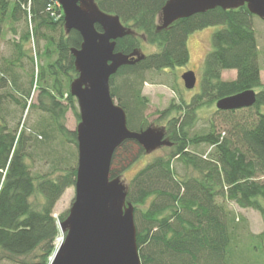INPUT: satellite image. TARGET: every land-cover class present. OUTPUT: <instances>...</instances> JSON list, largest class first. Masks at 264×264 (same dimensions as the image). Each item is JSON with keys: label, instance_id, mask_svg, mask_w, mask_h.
Wrapping results in <instances>:
<instances>
[{"label": "trees", "instance_id": "1", "mask_svg": "<svg viewBox=\"0 0 264 264\" xmlns=\"http://www.w3.org/2000/svg\"><path fill=\"white\" fill-rule=\"evenodd\" d=\"M167 1L94 0L102 13L117 16L132 31L116 40L115 51L138 52L135 34L157 47L109 80L111 97L124 110L128 130L135 132L149 127L147 100L141 95L145 74L187 65L190 34L219 27L203 61L201 90L189 103L182 99L159 113V120L166 121L170 152L145 163L126 185L138 256L141 264H232L244 240L236 233L241 228L229 204L264 212V84L254 15L245 6L214 8L159 30L157 17ZM53 2L0 0V42L10 50L0 56V256L17 264L19 259L23 264L49 263L60 235L58 222L67 215L55 219L53 207L76 178L65 148L77 145L76 132L62 120L68 110L77 114L68 88L77 77L71 50L80 48L82 38L75 30L65 32L64 16L55 12ZM96 29L100 32L98 25ZM224 71H235V79L223 80ZM33 87L39 91L37 105L30 103ZM258 88L254 106L215 110L224 131L211 120L207 132H195L197 111ZM33 108L41 115L34 128L22 123ZM144 154L135 141L123 142L112 156L110 178H120ZM35 158L47 160L50 171L32 174L27 160ZM35 194L44 199L38 209L30 201ZM263 237L264 232L255 238Z\"/></svg>", "mask_w": 264, "mask_h": 264}, {"label": "water", "instance_id": "2", "mask_svg": "<svg viewBox=\"0 0 264 264\" xmlns=\"http://www.w3.org/2000/svg\"><path fill=\"white\" fill-rule=\"evenodd\" d=\"M56 1L65 32L77 31L82 43L71 50L77 77L69 86L79 111L75 198L66 219L58 223L64 240L53 250L48 264H141L133 206L126 202V185L119 178H110L111 159L126 140L135 141L145 153L168 146L169 141L163 131L152 127L128 130L124 110L111 97L109 80L118 69L138 63L144 55L115 51L116 40L132 31L117 16L102 13L94 0ZM242 6L264 22V0H168L160 10L158 29L214 8ZM182 82L192 90L196 75L185 72ZM255 100L256 93L247 90L215 105L218 111H236L254 106Z\"/></svg>", "mask_w": 264, "mask_h": 264}, {"label": "rangeland", "instance_id": "3", "mask_svg": "<svg viewBox=\"0 0 264 264\" xmlns=\"http://www.w3.org/2000/svg\"><path fill=\"white\" fill-rule=\"evenodd\" d=\"M55 12L61 17L62 9L61 6L58 5V2L55 0ZM254 18V29L256 32V39L259 50V67L261 71V82L264 84V22L257 18ZM158 25L160 24L159 20H157ZM219 27L211 26L210 28H206L201 30L200 32H195L190 34L187 39V48L189 53V61L187 65L182 66L181 68H170L169 70L160 71V73L150 72L149 74H145L146 82L142 85L141 95L147 100V110L145 112L146 119L149 123V127L156 129L158 131H163L166 134V121L159 120V113L161 111L169 108L170 104H179L183 99L186 103H189L194 94L198 93L201 90L200 81L202 79L203 72V61L205 56L212 50V41L211 35L216 32ZM140 39L141 47L138 52L142 55L147 56L148 54H152L157 52V47L146 44L144 41V37L140 34H135ZM10 38V34L6 35V39ZM9 55L10 50L4 41L0 42V56L1 54ZM45 59L38 61V65L42 64ZM194 72L196 75V85L192 90H187L182 82V75L185 72ZM236 72L232 71H224V75L222 76L223 80H233L235 79ZM261 88L256 89L255 93L259 91ZM69 90V88H68ZM32 96L30 103L31 105H37V98L39 95V91L33 87ZM116 103V101H115ZM117 104V103H116ZM77 107V104H76ZM13 109V108H12ZM215 106L212 107H204L203 109L197 111V122L195 124V132L197 133H205L208 131V124L212 120L215 122V125L224 131L225 129L219 126V123L215 120L217 118L214 116ZM77 114L79 115L78 108H76ZM260 112L264 114V106L260 107ZM30 114L26 117V113L23 115V124L27 127H33L38 124L37 122L40 120V113L33 108L29 112ZM76 113L68 110L65 117L63 118L64 126L71 132H75L78 124L79 117L77 118ZM165 139L169 141V139L165 136ZM171 142L169 141L168 146H163L161 148L156 149L152 153H145L141 160L132 166L124 175H122L119 179L121 183L127 185L132 176L136 173L137 170L142 168L145 163L150 162L156 156H163L170 152ZM66 150L70 152L72 155L71 165L77 168V145L74 143H67L65 145ZM207 149V148H206ZM63 154V153H62ZM29 166H31V173L43 174L50 169L48 161L39 160L37 158L34 161L27 160ZM175 166V165H174ZM176 171H178L179 175H183L184 171L181 170V166L177 164ZM50 171V170H49ZM58 173H54L56 175ZM74 186L66 189L63 194L60 196L59 201L53 207V217L55 219H59V215L67 214L70 210V205L74 201ZM43 198L39 194H35L30 197L31 204L34 208L38 209V207L43 202ZM264 207V206H263ZM229 209L234 212V220L236 221L239 228L236 231L239 238L242 237L244 241L237 246L235 249V255L232 260V264H264V239H257L255 237L259 235H263L264 232V212L261 214L256 210H243L236 207L234 204H229ZM264 209V208H263ZM66 215V217H67ZM63 235H60L56 238V242L54 245H57L58 239H61ZM246 238V239H245ZM264 238V237H263ZM1 254V253H0ZM32 259V256L28 258ZM19 264L22 260H18ZM0 264H17L7 260L4 257L0 256Z\"/></svg>", "mask_w": 264, "mask_h": 264}, {"label": "bare ground", "instance_id": "4", "mask_svg": "<svg viewBox=\"0 0 264 264\" xmlns=\"http://www.w3.org/2000/svg\"><path fill=\"white\" fill-rule=\"evenodd\" d=\"M57 242H58V244H60V243H61V240H60V239H58V241H57Z\"/></svg>", "mask_w": 264, "mask_h": 264}, {"label": "built area", "instance_id": "5", "mask_svg": "<svg viewBox=\"0 0 264 264\" xmlns=\"http://www.w3.org/2000/svg\"><path fill=\"white\" fill-rule=\"evenodd\" d=\"M56 2H57V1H56ZM53 3L55 4V0H54V2H53ZM54 4H53V5H54ZM56 6H57V5H55V7H56ZM52 15H53V13H52ZM60 240H61V239H60ZM61 241H62V240H61Z\"/></svg>", "mask_w": 264, "mask_h": 264}, {"label": "crops", "instance_id": "6", "mask_svg": "<svg viewBox=\"0 0 264 264\" xmlns=\"http://www.w3.org/2000/svg\"><path fill=\"white\" fill-rule=\"evenodd\" d=\"M223 75H224V74H223ZM223 75H222V76H223ZM260 78H261V75H260ZM262 84H263V82H262Z\"/></svg>", "mask_w": 264, "mask_h": 264}, {"label": "flooded vegetation", "instance_id": "7", "mask_svg": "<svg viewBox=\"0 0 264 264\" xmlns=\"http://www.w3.org/2000/svg\"><path fill=\"white\" fill-rule=\"evenodd\" d=\"M157 20H158V17H157Z\"/></svg>", "mask_w": 264, "mask_h": 264}]
</instances>
